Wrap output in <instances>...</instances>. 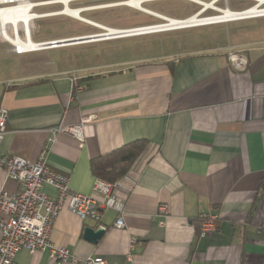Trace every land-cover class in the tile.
<instances>
[{"label": "crops", "instance_id": "crops-1", "mask_svg": "<svg viewBox=\"0 0 264 264\" xmlns=\"http://www.w3.org/2000/svg\"><path fill=\"white\" fill-rule=\"evenodd\" d=\"M206 41L213 43L193 49L182 42L155 56L30 77H9L0 62V108L9 111L2 153L36 162L51 129L91 118L83 144L59 134L48 155L72 192L92 194L93 161L148 143L128 172L133 189L115 192L100 221L62 210L50 234L55 245L108 264H129V253L132 264H264V40L250 48ZM230 52L245 58L244 70L234 68ZM20 188L0 167V189L15 195ZM44 192L56 197L51 186ZM117 204L124 229L114 227ZM204 214L217 217L216 230L201 237ZM100 227L106 231L96 243L84 237ZM14 263L59 264L26 249Z\"/></svg>", "mask_w": 264, "mask_h": 264}, {"label": "built area", "instance_id": "built-area-1", "mask_svg": "<svg viewBox=\"0 0 264 264\" xmlns=\"http://www.w3.org/2000/svg\"><path fill=\"white\" fill-rule=\"evenodd\" d=\"M106 1L107 0L103 3L102 0H68L67 6L70 7L69 5L73 3L80 4V7L74 9L79 10L81 15L84 12L110 9L116 6H123L137 10L133 5H131L133 0ZM157 1L165 0H140L142 6L145 3H153ZM185 1L197 4L201 8L198 12L190 15L188 18L192 16L214 18L222 15L225 10H231L234 13H247L254 7H258L259 11L264 10V4L261 3L262 0H249L253 3V5L244 10H232L229 6L228 0H209L208 2L202 0L198 2L192 0ZM221 1H223V7L218 6ZM26 2L31 6L27 13L19 9L20 4ZM52 5H61L63 9L67 7L64 3H62V0H0V40L8 44L9 52L11 54L25 55L29 54V52L20 49L19 45L11 42L7 38L6 34L14 38L19 36L21 39L20 42H26L28 29L23 19H25L26 15H29V21L31 22L30 34L33 40V31L35 29L36 21L49 16L63 15L62 11L53 13L36 12L37 9ZM15 9L19 10L11 11ZM141 12L159 20L161 23H165L167 18H171L158 12H156L158 14H155V11L150 9ZM208 12H213L214 14L206 16ZM263 17L264 15L260 13L225 23L207 24L200 27L254 20ZM4 18L6 19L5 25L2 24ZM157 25L158 24L138 26L130 28L129 31L141 28H152ZM97 26L98 27H93L98 29L100 31L99 33L78 37L77 39L94 37L101 34L106 35V38L110 37L108 35L109 32H107L109 30L107 26L102 24ZM193 28L197 27L185 29ZM185 29L167 30L161 32L152 31L144 35L174 32ZM130 36L138 37L143 35L131 33ZM37 43H54L50 44L54 46L58 44L56 41ZM229 60L237 70H244L247 67V61L245 58L236 53L230 52ZM75 81L76 79H74L75 90L77 92L82 91V87L77 85ZM8 119L9 111L5 108H0V147L7 133ZM90 121V117L84 118L80 125L69 127L61 126L51 129V136L48 138L36 162H30L17 156H10L0 151V167L4 169L6 178L18 182L21 186L19 192L15 195H10L4 189H0V264H15V258L18 252L22 249L28 250L30 254L48 252L50 260L59 264H108L107 260L102 257L79 258L68 248L57 246L50 239V234L55 221L59 217L62 210L68 209L81 220L92 219L94 221H100L99 212L100 209L107 206V200L110 199L115 192L121 190V188L130 192L135 185V183L128 178V174L116 183H111L97 178L93 186L92 194L84 195L71 191L68 175L57 172L49 167L48 155L56 142L57 136L59 134H66L83 144L84 139L86 138L85 130ZM46 186H51L55 189V198L50 197L44 192V188ZM115 210L119 212V217L117 218L114 227L117 229H124L126 224L122 204H117L115 206ZM165 211L166 209L162 208V212ZM216 220L217 217L210 214H204L200 217L201 237H206L216 230ZM100 228L106 231L105 227ZM136 243V238L133 236L130 237L129 249L133 250ZM127 261L129 264H132L131 253L127 255Z\"/></svg>", "mask_w": 264, "mask_h": 264}, {"label": "rangeland", "instance_id": "rangeland-1", "mask_svg": "<svg viewBox=\"0 0 264 264\" xmlns=\"http://www.w3.org/2000/svg\"><path fill=\"white\" fill-rule=\"evenodd\" d=\"M105 3V0H102ZM208 2L209 0H202ZM101 2V1H100ZM97 2V3H100ZM106 2H112L107 0ZM232 10H244L252 6L249 0H228ZM78 8L80 4H70ZM223 7V1L219 3ZM144 8L176 19H185L198 12L199 5L185 0H165L143 4ZM61 5L47 6L36 12H61ZM208 12L206 16L213 15ZM82 16L94 22L116 29H125L160 24L161 22L140 10L123 6L84 12ZM214 31V32H210ZM100 31L87 23L65 15L49 16L36 21L33 31L34 42L60 41L97 34ZM225 39L238 44L244 43L249 48L264 40V17L254 20L238 21L214 27L193 28L183 31L156 35H143L139 38H120L41 50L21 56L6 53L7 44L0 45V62L7 67L9 77L35 76L49 74L58 69H70L87 65L109 64L133 58L155 56L169 45L181 46L182 42L193 49L212 45V39ZM106 41V42H105ZM236 53V52H235ZM239 55V53H236Z\"/></svg>", "mask_w": 264, "mask_h": 264}, {"label": "bare ground", "instance_id": "bare-ground-1", "mask_svg": "<svg viewBox=\"0 0 264 264\" xmlns=\"http://www.w3.org/2000/svg\"><path fill=\"white\" fill-rule=\"evenodd\" d=\"M192 1L198 2L200 0H192ZM62 3H64L67 6L68 0H62ZM261 3L264 4V0H262ZM131 5H133L137 10H140V11L147 10L146 8H144L141 5L140 0H133ZM30 8H31V6L27 2L21 3L19 6V9L23 10L25 13H27ZM19 9H15V10H11V11H16ZM154 13L158 14L156 12H154ZM260 13L264 15V10L259 11L258 7H254V8H251V10L248 11L247 13H234L231 10H225L222 15L216 16L214 18H201L198 16H192L188 19L167 18L165 23L158 24L156 27L141 28V29H137L134 31H129L130 29L125 30V29H116V28L108 27L109 30L107 32H109L108 35L110 36L108 38H106L105 37L106 35H103V34L97 35L94 37H86V38H79V39L69 38V39H63V41L62 40H60L58 42L56 41V43H60L62 41V42H64V44H62V45L57 44L55 46L50 45V44H54V43L39 44V43L34 42L32 40V37L30 34L31 22L29 21V19H30L29 15H26V17H25V19H23V21L25 22L26 27L28 29L27 30L28 31L27 41L22 43V42H20L21 39L19 36H17L16 38L11 37L10 35H7V34H6V36L11 42L19 45L20 49H23L24 51L29 52V53H33L36 51L49 50V49H54V48H58V47L70 46V45H79V44H83V43H91V42L104 41V40L129 38V37H131L130 36L131 33H137L140 35H144V34H148L149 32H152V31L161 32V31H167V30L170 31V30L185 29V28H191V27H200L202 25H207V24L225 23L228 21H233V20H237L240 18L248 17L250 15H255V14L257 15ZM62 14L66 15L68 17H71L73 19H76L80 22L90 24V25L95 26V27H98L97 25H100V24H97L96 22H93L89 19L84 18L80 14L79 10L72 9L68 6L65 9H62ZM5 20L6 19L4 18V21L2 22L3 25H5V23H6ZM70 39H73V40H70ZM84 39H86V40H84ZM66 42H75V43L70 44V43H66Z\"/></svg>", "mask_w": 264, "mask_h": 264}, {"label": "trees", "instance_id": "trees-1", "mask_svg": "<svg viewBox=\"0 0 264 264\" xmlns=\"http://www.w3.org/2000/svg\"><path fill=\"white\" fill-rule=\"evenodd\" d=\"M147 146L148 143L145 140H138L93 161L92 170L94 175L98 179L111 183L118 182L128 174Z\"/></svg>", "mask_w": 264, "mask_h": 264}, {"label": "water", "instance_id": "water-1", "mask_svg": "<svg viewBox=\"0 0 264 264\" xmlns=\"http://www.w3.org/2000/svg\"><path fill=\"white\" fill-rule=\"evenodd\" d=\"M70 40H73V39H70ZM66 43L73 44L75 42H66ZM58 44L62 45V44H64V42L61 41ZM104 234H105V231L102 230L101 228L97 229V230H94V229H91V228H87V229H85L84 237L88 241L96 243L98 240H100L104 236Z\"/></svg>", "mask_w": 264, "mask_h": 264}]
</instances>
